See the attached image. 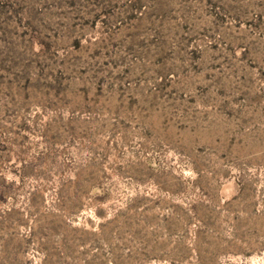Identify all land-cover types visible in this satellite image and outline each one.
Here are the masks:
<instances>
[{"label": "rangeland", "instance_id": "rangeland-1", "mask_svg": "<svg viewBox=\"0 0 264 264\" xmlns=\"http://www.w3.org/2000/svg\"><path fill=\"white\" fill-rule=\"evenodd\" d=\"M0 264H264V0H0Z\"/></svg>", "mask_w": 264, "mask_h": 264}]
</instances>
